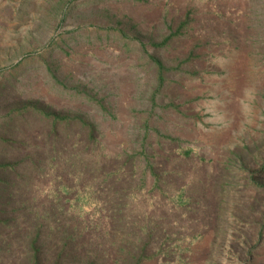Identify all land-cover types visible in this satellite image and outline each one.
<instances>
[{
  "label": "rangeland",
  "instance_id": "374dc122",
  "mask_svg": "<svg viewBox=\"0 0 264 264\" xmlns=\"http://www.w3.org/2000/svg\"><path fill=\"white\" fill-rule=\"evenodd\" d=\"M0 264H264V0H0Z\"/></svg>",
  "mask_w": 264,
  "mask_h": 264
}]
</instances>
